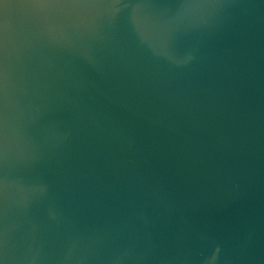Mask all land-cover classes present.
<instances>
[{
	"label": "water",
	"instance_id": "obj_1",
	"mask_svg": "<svg viewBox=\"0 0 264 264\" xmlns=\"http://www.w3.org/2000/svg\"><path fill=\"white\" fill-rule=\"evenodd\" d=\"M0 264H264V0H0Z\"/></svg>",
	"mask_w": 264,
	"mask_h": 264
}]
</instances>
